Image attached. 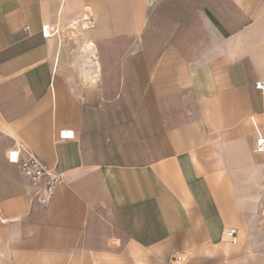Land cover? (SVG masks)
Segmentation results:
<instances>
[{
	"label": "crops",
	"instance_id": "crops-1",
	"mask_svg": "<svg viewBox=\"0 0 264 264\" xmlns=\"http://www.w3.org/2000/svg\"><path fill=\"white\" fill-rule=\"evenodd\" d=\"M177 252L264 264V0H0V264Z\"/></svg>",
	"mask_w": 264,
	"mask_h": 264
},
{
	"label": "built area",
	"instance_id": "built-area-1",
	"mask_svg": "<svg viewBox=\"0 0 264 264\" xmlns=\"http://www.w3.org/2000/svg\"><path fill=\"white\" fill-rule=\"evenodd\" d=\"M22 171L26 179L37 188L38 200L45 205L48 204L62 182V173L52 170L36 156H31L23 163ZM233 235L234 233H231V236ZM231 243L234 241L231 240Z\"/></svg>",
	"mask_w": 264,
	"mask_h": 264
},
{
	"label": "bare ground",
	"instance_id": "bare-ground-1",
	"mask_svg": "<svg viewBox=\"0 0 264 264\" xmlns=\"http://www.w3.org/2000/svg\"><path fill=\"white\" fill-rule=\"evenodd\" d=\"M84 14L85 15H83V14L80 15L78 17V19H75L71 23V27H70V28L73 29L74 32L79 33L81 35L85 34V29H89V28H91L93 26L92 22H90L89 19H88V16H90V11H89L88 14H86V12ZM90 19H91V17H90ZM66 28H68V27H66ZM69 32H71V31H69ZM85 36H84V38H86ZM74 37H77V36H74ZM86 39L88 40V38H86ZM83 49H84L85 52L89 53L88 56L86 57L85 64H87V66H91L92 67L93 64H96L98 62L97 61V52H96V48H95L94 43L92 41H90V39H89L88 41L85 42V44L83 46ZM82 66H84V65H82ZM87 68H89V67H87ZM96 70H97V67H95V73L88 74V76L85 78L87 83L93 84L97 80V72H96ZM80 76H81V74H80ZM231 233H234V235L231 236ZM222 239H223L224 242H230L231 243V240H233L234 243L237 242V238L235 236V230H233V229L226 230ZM170 261H171V264H185L186 263V255L181 253V252L180 253L177 252L174 255V258H171Z\"/></svg>",
	"mask_w": 264,
	"mask_h": 264
}]
</instances>
